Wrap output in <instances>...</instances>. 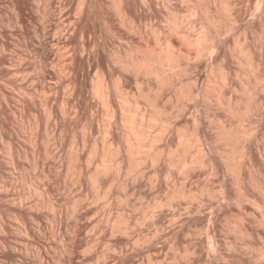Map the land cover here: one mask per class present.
<instances>
[{
  "label": "rangeland",
  "instance_id": "obj_1",
  "mask_svg": "<svg viewBox=\"0 0 264 264\" xmlns=\"http://www.w3.org/2000/svg\"><path fill=\"white\" fill-rule=\"evenodd\" d=\"M263 82L264 0H0V264H264Z\"/></svg>",
  "mask_w": 264,
  "mask_h": 264
},
{
  "label": "bare ground",
  "instance_id": "obj_2",
  "mask_svg": "<svg viewBox=\"0 0 264 264\" xmlns=\"http://www.w3.org/2000/svg\"><path fill=\"white\" fill-rule=\"evenodd\" d=\"M206 38H207V37H205L204 39H203V38H202V39L199 38V40H196V41H195V44H196V43L199 44V43H201V42L206 41V40H207ZM188 40H189V39H188ZM201 40H202V41H201ZM189 42H190V43H191V42L194 43V40H193V41H192V40H189ZM198 42H199V43H198ZM217 48H218V47H217ZM220 49H221V48H220ZM220 49H219V50H220ZM216 51H217V50H216ZM246 52H247V51H246ZM216 53H217V52H216ZM46 54H47V53H46ZM168 54H169V53H168ZM214 55H215V54H214ZM212 57H213V55H212ZM214 57H215V56H214ZM223 57H224V56H223ZM225 59H226V58H225ZM225 59L223 58V60H225ZM212 60L214 61V59H211V62L213 63ZM248 61H249V60H248ZM224 63H225V62H224ZM249 64H250V63H249ZM224 65H225V64H224ZM251 66H252V65H251ZM225 67H226V66H224V69L226 70ZM214 68H216V67H215L214 65H212V69H214ZM217 68H218V67H217ZM222 68H223V67L221 66V70H220V71H222ZM210 69H211V68H210ZM224 69H223V71H224ZM223 71H222V76H223V77H224V76L227 77V75H225V74H224L225 72L223 73ZM227 74H228V73H227ZM226 77H225L224 79H227ZM199 79H200V78H199ZM263 83H264V82H263ZM107 89H108V88H107ZM108 97H109V96H108ZM52 113H53V112H52ZM114 113H115V111H114ZM125 119H126V118H125ZM127 119H128V118H127ZM133 120H134V119H133ZM125 122H126V121H125ZM199 124H200V123H199ZM195 126H196V130H197V131L200 130V129H202V128H199V127H198V126H199V125H198V121H196ZM135 132H136V131H135ZM135 132H134V133H135ZM137 132H138V131H137ZM200 132H202V131L200 130ZM227 132H228V131H227ZM230 132H231V131H230ZM230 132L228 133V136H230V137L232 138L233 134L230 133ZM204 133H205V132H204ZM201 134H202V133H201ZM138 135H139V134H138ZM204 136H205V134H204ZM129 137H130V136H129ZM205 137H206V136H205ZM129 142H130V141H129ZM133 145H134V144H133ZM251 148H252V147H251ZM246 149H247V148H246ZM244 150H245V149H244ZM250 150H251V149H250ZM250 150L248 149L247 151H248V154H249L250 157H251V153H252V152H251ZM203 151H204V149H203ZM211 151H212V150H211ZM201 153H202V152H201ZM203 153H204V152H203ZM207 153H208V151H207ZM208 155H210V154H208ZM205 156H206V155H205ZM210 157H211V156H210ZM210 157H209V158H210ZM206 158H207V156H206ZM253 158H254V157H253ZM251 159H252V158H251ZM203 160H204V159H203ZM215 160H216V159H215ZM232 160H233V159H232ZM232 160H231V161H232ZM241 160H242V159H241ZM210 161H211V160H210ZM229 161H230V160H229ZM231 161H230V162H231ZM235 161H236V160L233 161V164L231 165V166H232L231 168L234 170V172H236V173H238V174L240 175V174L242 173V171H243V169H242V164H241V162H240L239 160H238L239 162H235ZM252 161H253V159H252ZM201 162H202V161H201ZM205 162H206V161H205ZM212 162H213V159H212ZM130 163H131V162H130ZM133 163H134V162H133ZM210 163H211V162H210ZM227 163H228V162H227ZM214 164H215V163L213 162L212 165L214 166ZM215 165H216V164H215ZM226 165L229 166V163L226 164ZM216 166H217V165H216ZM228 166H227V167H228ZM104 167H105V166H104ZM229 167H230V166H229ZM243 167H244V166H243ZM248 167H249V166H248ZM105 168H106V167H105ZM232 169H231V170H232ZM254 169H255V168H254ZM241 170H242V171H241ZM98 171H99V170H98ZM119 171H120V170H119ZM257 171H258V170H257ZM240 172H241V173H240ZM261 173H262V172H261ZM120 174H121V173H120ZM95 177H96V176H95ZM260 177H261V176H260ZM93 178H94V177H93ZM95 179H96V178H95ZM237 179H238V178H237ZM96 180H97V179H96ZM238 181H240V180H238ZM238 181H237V182H238ZM96 182H97V181H96ZM239 183H240V182H239ZM239 183H238V185H239ZM255 183H256V181H255ZM240 186H241V185H240ZM262 186H263V185H262ZM240 188H241V187H240ZM239 190L241 191V189H239ZM261 190H262V189H261ZM241 193H242V192H241ZM242 194H243L244 197H246V196L244 195L245 193H242ZM242 198H243V197H242ZM249 198H250V197H249ZM240 201H241V199H240ZM241 203H242V202H241ZM242 206H243V205H242ZM242 206H241V207H242ZM239 208H240V207H239ZM242 210H243V207H242ZM242 214H243V213H242ZM251 214H252V213H251ZM241 218L244 220V217L241 216ZM123 220H124V219H123ZM262 223H264V222H262ZM214 225H215V224H213V227H214ZM247 228H248V227H247ZM3 229H4V228H3ZM216 235H217V234H216ZM213 242H214V241H213ZM216 242H217V241H216ZM211 246H212V245H211ZM215 246H216V245H215ZM218 247H219V246H218ZM197 249H198V248H197ZM217 249H218V248H217ZM217 249H216V250H217ZM196 251H197V250H196ZM246 251H247V250H246ZM216 252H217V251H216ZM208 255H209V254H208ZM191 256H192V255H191Z\"/></svg>",
  "mask_w": 264,
  "mask_h": 264
}]
</instances>
